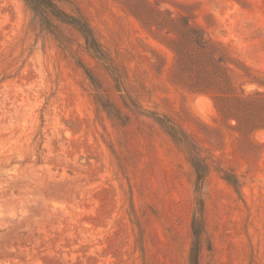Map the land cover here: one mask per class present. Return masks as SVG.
<instances>
[{
    "label": "rangeland",
    "instance_id": "obj_1",
    "mask_svg": "<svg viewBox=\"0 0 264 264\" xmlns=\"http://www.w3.org/2000/svg\"><path fill=\"white\" fill-rule=\"evenodd\" d=\"M56 1L106 61L0 0V264H264V0Z\"/></svg>",
    "mask_w": 264,
    "mask_h": 264
},
{
    "label": "trees",
    "instance_id": "obj_2",
    "mask_svg": "<svg viewBox=\"0 0 264 264\" xmlns=\"http://www.w3.org/2000/svg\"><path fill=\"white\" fill-rule=\"evenodd\" d=\"M26 5L32 10V12L37 15L41 21V24L45 28L54 29L55 25L51 21V19H55L62 23L71 25L75 28L83 37L86 47L90 50L95 57L100 60L106 61V57L104 52L101 50L100 44L97 41L96 37L93 34L91 27L89 26L87 20L81 15H73L67 11H65L56 0H24ZM89 78L94 82V77L89 71H86ZM106 103L103 105L109 113L117 115L118 118H122L120 114V110L114 107L112 104ZM158 122H160L164 128H166L167 133L178 143L184 144L193 168L196 174L197 184L202 185L204 179L206 178L209 165L199 153L197 147L195 146L192 139L189 137L187 133H185L180 127H178L175 123L170 121L168 123L167 119H160L157 118ZM168 123V124H167ZM170 124V125H169ZM229 182L231 181L230 178L224 177ZM228 178V179H227ZM192 237L193 241L189 251V264H200L199 257H200V243H199V236L201 232L200 224L194 218L192 220Z\"/></svg>",
    "mask_w": 264,
    "mask_h": 264
}]
</instances>
